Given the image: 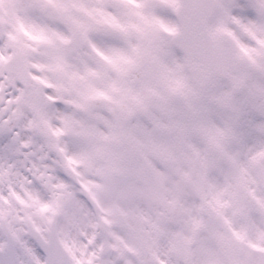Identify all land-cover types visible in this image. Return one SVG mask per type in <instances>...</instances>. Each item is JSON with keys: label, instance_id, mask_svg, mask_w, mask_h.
<instances>
[{"label": "snow or ice", "instance_id": "1", "mask_svg": "<svg viewBox=\"0 0 264 264\" xmlns=\"http://www.w3.org/2000/svg\"><path fill=\"white\" fill-rule=\"evenodd\" d=\"M0 264H264V0H0Z\"/></svg>", "mask_w": 264, "mask_h": 264}]
</instances>
